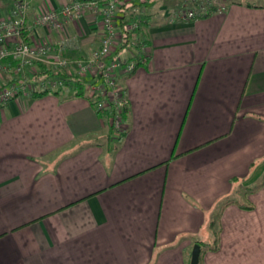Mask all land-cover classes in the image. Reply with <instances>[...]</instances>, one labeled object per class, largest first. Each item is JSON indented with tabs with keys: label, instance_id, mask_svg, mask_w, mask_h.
Instances as JSON below:
<instances>
[{
	"label": "crops",
	"instance_id": "1",
	"mask_svg": "<svg viewBox=\"0 0 264 264\" xmlns=\"http://www.w3.org/2000/svg\"><path fill=\"white\" fill-rule=\"evenodd\" d=\"M24 1L5 45L83 57L99 44L98 11L36 22L70 0H0V17ZM125 1L150 14V44L120 51L138 59L124 129L70 88L0 106V264H191L216 205L219 246L200 264H264V0L196 18L173 16L175 0Z\"/></svg>",
	"mask_w": 264,
	"mask_h": 264
},
{
	"label": "built area",
	"instance_id": "2",
	"mask_svg": "<svg viewBox=\"0 0 264 264\" xmlns=\"http://www.w3.org/2000/svg\"><path fill=\"white\" fill-rule=\"evenodd\" d=\"M194 5L184 11L176 13L180 18H196L214 12L213 2L204 3L193 0ZM125 0H70L60 6L47 10L37 16L36 22L41 25L60 26L65 20L86 11H98L102 19V35L99 44L83 57H70L55 50L49 43L37 40L27 42L19 40L12 46L5 45L6 37L18 36L26 27V1L21 2L17 11L7 17H0V72L11 67L17 74L7 84L0 85V106L20 93H30L37 88L30 80L39 70V62H47L51 73L43 77L42 88L63 84L61 73L67 77H77L85 80V93L96 109L108 113L113 119L116 129H124L126 125L127 94L122 75L131 72L137 65L135 59H125L120 55V45L124 40V32L119 21L122 17V4ZM227 5L216 8L215 11L225 10ZM142 9V8H141ZM139 10V9H137ZM130 29L138 27L132 22ZM16 64L12 65L11 61ZM13 66V67H12ZM30 79H27L25 76ZM59 85V86H60Z\"/></svg>",
	"mask_w": 264,
	"mask_h": 264
},
{
	"label": "trees",
	"instance_id": "3",
	"mask_svg": "<svg viewBox=\"0 0 264 264\" xmlns=\"http://www.w3.org/2000/svg\"><path fill=\"white\" fill-rule=\"evenodd\" d=\"M140 5L138 2L132 1V3H126L123 6L122 9V17L119 21V25L121 30L124 32V40L123 43L120 45V51L122 49H125L130 46H135L137 49V54L140 58H143V49L147 47V45L150 44V38L149 34L147 32V28L150 25L149 24V17L150 14L141 11L142 9L139 8V10L136 9V6ZM215 6L212 8V11H215ZM137 22L138 27L134 29H130L128 26L132 22ZM25 41L30 42L28 40V37L24 38ZM138 59H136L137 61ZM138 63V61H137ZM12 65H15V60L11 61ZM51 73V69L44 63L39 62V71L36 74V77H45L48 74ZM12 81V80H11ZM85 86L86 82L85 80H82L81 78L77 77H65L64 79V85L60 88H58L55 92L58 93L63 88H70L75 90L78 94H84L85 93ZM50 91L48 90H36L31 91L30 94L36 96V95H42L45 93H48ZM246 207H251L252 203L247 202L243 204ZM223 208V207H222ZM220 214V213H219ZM212 228H215V231H213L212 240L210 242H206L202 239H199L198 242L201 244V251L208 250V249H217L219 246V234L221 229L218 226V220H212L211 224Z\"/></svg>",
	"mask_w": 264,
	"mask_h": 264
},
{
	"label": "rangeland",
	"instance_id": "4",
	"mask_svg": "<svg viewBox=\"0 0 264 264\" xmlns=\"http://www.w3.org/2000/svg\"><path fill=\"white\" fill-rule=\"evenodd\" d=\"M204 1V3H207L208 1H211L213 2V4L215 5V7L217 8H222L224 5H228V3L231 1V0H202ZM132 3V2H131ZM124 4H126L125 2L122 4V9H123V6ZM194 5V1L193 0H175L174 1V13H173V16H176V13L180 12V11H184L188 8H191L193 7ZM141 9V8H140ZM170 12V11H169ZM173 12V10H172ZM44 64L47 65V62H42ZM39 65V63H38ZM13 67V66H12ZM8 68H11V67H8ZM11 70V69H10ZM39 71V70H38ZM15 72V69L14 71ZM27 79H30L27 75L25 76ZM47 77V76H46ZM62 79H65L66 77V73L62 74L61 73V76H60ZM43 77H36V75L31 78L30 80H32L31 82L34 84V86L37 88V90H48V91H56L58 88L62 87L64 85V80H63V84L60 85V84H56L54 86H48L46 84V87L45 88H42V79ZM60 85V86H59ZM66 88H63L61 89L60 91H63L65 90ZM59 91V92H60ZM111 118V116H109ZM111 121H113V119L111 118L110 119ZM222 205H216V206H212V219L213 220H217L218 217H219V213L222 211ZM213 231H215V228H212V235L214 234Z\"/></svg>",
	"mask_w": 264,
	"mask_h": 264
},
{
	"label": "water",
	"instance_id": "5",
	"mask_svg": "<svg viewBox=\"0 0 264 264\" xmlns=\"http://www.w3.org/2000/svg\"><path fill=\"white\" fill-rule=\"evenodd\" d=\"M201 244L196 242L193 246L191 264H200Z\"/></svg>",
	"mask_w": 264,
	"mask_h": 264
}]
</instances>
